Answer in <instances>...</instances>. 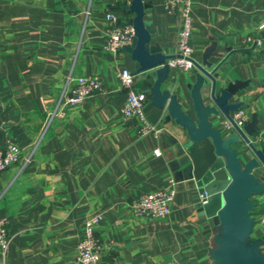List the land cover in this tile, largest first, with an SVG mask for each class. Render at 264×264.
<instances>
[{
  "label": "crops",
  "instance_id": "0c3cea01",
  "mask_svg": "<svg viewBox=\"0 0 264 264\" xmlns=\"http://www.w3.org/2000/svg\"><path fill=\"white\" fill-rule=\"evenodd\" d=\"M142 1L148 5L143 20L154 31L150 43L175 55L180 17L166 11L165 0ZM127 4L0 0V148L14 142L21 150L19 160L0 173V217L11 237L0 250V264H76V245L95 215L101 217L100 264H214L210 251L218 248L221 226H211L198 209L200 194L224 160L209 139L190 141L184 127L152 104L158 68L134 74L135 88L149 97L143 110L160 128L158 136H141L134 120L121 118L125 92L117 73L131 72L134 62L121 50L105 51L104 15L111 11L125 23L133 17L120 8ZM191 7L192 59L221 63L225 83L248 82L232 102H245L240 109L249 121L257 114L254 141L264 130V0H191ZM167 70L160 89L181 99L193 118L187 86L195 83V70ZM69 77L98 78L102 90L59 107ZM209 121L214 128L226 122L221 115ZM253 174L264 181V168ZM169 186L175 196L167 217L132 215L133 200ZM250 200L257 215L264 194ZM261 235L264 225L256 223L251 239Z\"/></svg>",
  "mask_w": 264,
  "mask_h": 264
},
{
  "label": "water",
  "instance_id": "95a60500",
  "mask_svg": "<svg viewBox=\"0 0 264 264\" xmlns=\"http://www.w3.org/2000/svg\"><path fill=\"white\" fill-rule=\"evenodd\" d=\"M148 7L142 0H129L120 7L133 17L126 21L132 26L134 35L129 45L121 51L134 62L132 74L148 72L158 68V77L150 88V100L159 110L166 112L168 120L187 130L190 141L209 139L215 154L224 160V168L214 175V180L204 188L208 195L207 203L200 206L198 213L206 218L211 226H221L220 236L215 238L218 248L210 251L214 264H264V235L252 240L256 220L253 217L252 196L264 194V181L255 177L253 171L264 168V145L252 141L257 130V114H251L250 121L242 128L232 121L231 114L244 106L245 102H232L247 85V81L225 83L220 80L218 69L221 63L213 66L191 59L195 83L188 85L191 111L194 117L182 109L181 99L169 89H160L168 75L162 66L174 55H165L157 44L150 43L154 33L143 20ZM206 88L203 96L201 90ZM222 116L232 130L227 136L221 128H214L209 117ZM240 146L239 149L235 146Z\"/></svg>",
  "mask_w": 264,
  "mask_h": 264
},
{
  "label": "built area",
  "instance_id": "2783aa9c",
  "mask_svg": "<svg viewBox=\"0 0 264 264\" xmlns=\"http://www.w3.org/2000/svg\"><path fill=\"white\" fill-rule=\"evenodd\" d=\"M165 9L168 13H176L180 17V27L176 39V52L174 58L166 60L162 66L167 69H179L191 71L194 69L192 59L193 49L190 46L192 33V7L191 0H165ZM104 49L108 53L115 54L129 45L132 41L134 31L132 26L121 23L117 16L107 11L104 15ZM260 43L257 41L256 43ZM120 88L125 92V100L120 109V116L124 121L134 120L138 126L141 136L152 135L157 137L160 128L153 125L145 117L144 106L149 101L146 93L135 88L134 74L123 69L117 73ZM102 82L95 77H69L63 88L58 106H74L83 102L96 92L102 90ZM55 116V111L49 113L47 123ZM234 124L242 128L248 121L249 115L239 109L231 115ZM221 129L224 132L231 131V124L224 122ZM255 144L264 145V130H261L254 138ZM20 148L14 142H8L5 147L0 148V173L19 160ZM155 156L159 155L158 149L153 151ZM175 196V189L171 186L151 191L140 195L130 204V212L136 218L163 219L170 214L171 203ZM208 195L205 191L200 194L201 205L207 203ZM257 224L264 225V207L257 215L253 214ZM100 216L90 217L85 222L84 236L76 245V264H100L102 259V246L96 236V227ZM11 237L7 231V221L0 217V250L4 252L10 243Z\"/></svg>",
  "mask_w": 264,
  "mask_h": 264
},
{
  "label": "trees",
  "instance_id": "16d2710c",
  "mask_svg": "<svg viewBox=\"0 0 264 264\" xmlns=\"http://www.w3.org/2000/svg\"><path fill=\"white\" fill-rule=\"evenodd\" d=\"M253 214H256V208L255 207L253 208Z\"/></svg>",
  "mask_w": 264,
  "mask_h": 264
},
{
  "label": "rangeland",
  "instance_id": "374dc122",
  "mask_svg": "<svg viewBox=\"0 0 264 264\" xmlns=\"http://www.w3.org/2000/svg\"><path fill=\"white\" fill-rule=\"evenodd\" d=\"M252 237V236H251Z\"/></svg>",
  "mask_w": 264,
  "mask_h": 264
}]
</instances>
